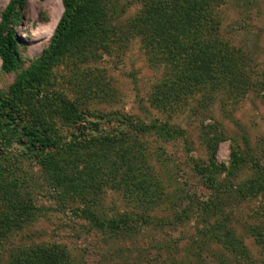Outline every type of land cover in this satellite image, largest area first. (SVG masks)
<instances>
[{
  "label": "rangeland",
  "instance_id": "rangeland-1",
  "mask_svg": "<svg viewBox=\"0 0 264 264\" xmlns=\"http://www.w3.org/2000/svg\"><path fill=\"white\" fill-rule=\"evenodd\" d=\"M8 1L0 0V22ZM152 1L109 0L116 7L106 35L87 39L82 53L59 55L14 101L16 121H0V222L11 224L0 233V264L30 246L61 247L71 264H264V0H195L204 10L192 21L203 31L198 39L217 36L238 69L194 93L186 86L196 77L184 72L196 57L189 26L174 30L167 10L151 19ZM186 2L176 1L178 20ZM64 11L63 0H26L10 25L18 64L6 69L0 57V95L51 48ZM155 21L165 41L150 29ZM95 114L109 119L99 127L105 132L123 127L121 114L149 127L101 145ZM24 124L58 146L28 151ZM77 175L90 185L62 193L58 184ZM18 200L28 203L19 210ZM89 213L144 219L111 232L92 229Z\"/></svg>",
  "mask_w": 264,
  "mask_h": 264
},
{
  "label": "trees",
  "instance_id": "trees-1",
  "mask_svg": "<svg viewBox=\"0 0 264 264\" xmlns=\"http://www.w3.org/2000/svg\"><path fill=\"white\" fill-rule=\"evenodd\" d=\"M176 1L177 0H153L150 6L149 15L151 16V19L159 20V15H163L162 11L166 12L167 10L171 12L170 22L173 23V29L181 34L183 33V30L180 26L187 22V25L189 26L188 35L190 36L191 41L195 42L196 45V47L193 45L194 48H192V55H196L195 59L185 64L184 72H191V77H196L190 78L193 80H189L186 86L187 89L191 93H194L197 88L203 86L202 83L204 80L211 81L213 87L221 85L224 79L223 75L226 71H236L238 69L235 59L224 51L222 41L217 36L212 35L205 42H201L200 39H198V36L200 37L203 31H196L192 21L196 16L200 17L201 15H204V10L201 9L195 0H187L185 3L187 4L185 7L186 12L183 11V17L185 18L180 20L177 19V13L179 10L184 9L183 7L182 9H179V5ZM63 2L65 5V11L55 28L51 48H49L46 54L39 58L32 67L18 76L6 95H0V121L6 119L4 122L6 124H9L10 120L16 121V117H19V110L14 104V101L17 98H20L26 90L37 85L40 78L44 77L43 75L48 69H50L52 63L57 60L59 55L70 48H76V52L82 53L85 51L83 49L86 48L84 44H90L87 39H99L106 35L107 32L104 26L108 21L109 10L116 7L114 3H112L113 6L108 4L109 0H63ZM25 4L26 0H9L2 12L0 22V57L2 58L3 67L6 69H11L18 64V39L16 32L10 27V25H18L21 16L20 12L24 9ZM155 23L156 24L150 29H155L158 35L163 30L161 26H159V23L156 21ZM159 40L165 41L164 31ZM185 50L188 52L189 48H185ZM70 111L74 115L81 116V113L78 114L77 109L72 104ZM95 117H98L93 123L96 126L95 133L103 135L100 139L98 138L99 141H97L100 142L101 145L110 141H120L122 140V138L120 139L121 136H125L126 140V138L132 134L131 131L134 132L133 130H136L137 133L135 135H137L149 127L132 118L130 115L121 114L119 118L123 123V127L118 130L114 129V131L105 132L99 130V127L104 120L109 121V119H107L105 115L97 116L95 114ZM153 127L154 126L151 125V128ZM124 129H126V132ZM1 131L2 127L0 126V132ZM19 135L20 138L23 139L26 149L28 151H33L36 154L45 153L58 146V142H56L55 139L52 140L49 136L39 132L35 127H30L29 124H24L21 127ZM48 156H50V152L47 154V158ZM15 159H18V157H15ZM50 159H55L54 155L47 161H50ZM71 178H73V180H70L67 184H63L62 182L58 184L64 189V191L62 190V193L66 195L77 196L75 194L79 195L81 189L90 185L88 182V176L86 175H77L76 177L72 176ZM125 179L131 180L132 177L127 175ZM125 185L127 187L125 188L126 192L133 193V189L129 188L127 184ZM7 194L5 193L4 203L8 208L11 207L12 198ZM14 198L17 200L19 195L14 196ZM22 203L23 204H21L19 200L17 201L18 209H23L24 205L28 202L26 201ZM88 217L87 220L92 229L96 228L98 225L101 229H109L111 232L121 231L126 228L132 229L133 226L137 225L139 219H144L140 218V215L137 218H134L131 214H122L110 221L103 220L95 213H89ZM5 221L6 222H0V233L4 231L2 236L9 233L5 231V226L11 225L9 224L10 221L9 223L8 220ZM143 222H146V220H143ZM69 259L67 253L62 250L61 247L52 250L30 246L29 248L20 249L19 253L12 259L10 264H71Z\"/></svg>",
  "mask_w": 264,
  "mask_h": 264
}]
</instances>
